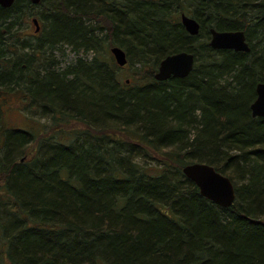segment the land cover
Wrapping results in <instances>:
<instances>
[{"label":"trees","instance_id":"1","mask_svg":"<svg viewBox=\"0 0 264 264\" xmlns=\"http://www.w3.org/2000/svg\"><path fill=\"white\" fill-rule=\"evenodd\" d=\"M41 7L35 43L20 46L22 18ZM181 14L199 23L197 36ZM210 29L243 31L249 53L209 48ZM105 42L125 52L126 66L98 52ZM59 45L96 54L56 72L44 57L48 67L33 71ZM178 52L194 55L193 71L154 80ZM259 83L264 0L0 6V264H264V118L249 109ZM14 94L51 114L23 161L45 126L8 128L2 104ZM152 153L163 156L154 166L132 159ZM193 163L232 181L230 207L183 176Z\"/></svg>","mask_w":264,"mask_h":264},{"label":"water","instance_id":"2","mask_svg":"<svg viewBox=\"0 0 264 264\" xmlns=\"http://www.w3.org/2000/svg\"><path fill=\"white\" fill-rule=\"evenodd\" d=\"M17 0H0V6L9 8ZM32 5H39L41 0H29ZM35 32L40 26L37 19H32ZM180 23L189 36L199 34L200 25L193 18L180 15ZM208 46L213 50H232L235 52L249 53L250 47L243 31H216L209 30ZM110 53L120 68L127 65L125 52L119 47H112ZM194 55L188 52H178L165 56L158 64L153 77L157 82H164L171 78L182 79L187 77L194 69ZM256 98L250 104V113L253 118H264V83L255 87ZM183 176L191 181L199 191V195L209 202L221 207H230L236 198L232 181L216 172L206 164L193 163L181 169Z\"/></svg>","mask_w":264,"mask_h":264},{"label":"rangeland","instance_id":"3","mask_svg":"<svg viewBox=\"0 0 264 264\" xmlns=\"http://www.w3.org/2000/svg\"><path fill=\"white\" fill-rule=\"evenodd\" d=\"M40 11H42V7L35 8L34 10H32L33 16L22 18L23 22L20 27V32L18 34V37L20 39V46H21V43H23V41L31 45L33 44V42L35 43L36 41V34L34 32L35 27L31 23V19L37 18V14ZM98 35H99V38L103 39V36H101V34H98ZM104 44H105L104 47H102V44L101 45L99 44L97 48L99 49L98 52L101 55L105 56V53L110 54V49L112 48V46H109V44L106 42ZM27 52L28 50L21 49L19 53L25 54ZM95 54H96L95 50L86 51V50L81 49L76 52L72 49V47L68 45H59L57 49L53 51L52 55H50V53H46L43 55L41 59L38 58L39 61L37 60L34 62V66H32V69L33 71L41 72L43 69L47 68L48 64L46 65L45 58L49 57L54 63V67H52V69L55 70V72L61 71L67 68L68 66L73 65L78 58L89 61L92 59V57ZM134 69L135 68H130L127 66L124 69L125 70L124 72L131 73L133 72ZM2 110L4 111V120L8 128H15V127L16 128H27L28 125H31L34 128L40 129L42 131L43 128L40 127V124L45 126L44 131L38 138V141L36 143H33L27 148L23 157L20 155V158L21 157L23 158L21 159V161H23L24 159L28 158L29 155L35 152V150H37L38 143H40V140L44 138V133L47 131L48 126H50L52 123L51 114H49L47 110L40 109V107L36 105L26 106L21 96L17 94L6 97V99L4 100L2 104ZM37 123H39V125ZM69 125H71L72 126L71 128L74 130H80V129L85 128L84 126L76 124V123H70ZM133 156H137V158L132 157L133 161L136 160L135 162H140L142 165H145L146 167L154 166L158 164V162L162 160V157H163V156H159L153 153L151 154V157L150 155L144 156L143 154H141L140 156L138 154L133 155ZM16 158L18 157L16 156ZM21 161H18V163Z\"/></svg>","mask_w":264,"mask_h":264},{"label":"flooded vegetation","instance_id":"4","mask_svg":"<svg viewBox=\"0 0 264 264\" xmlns=\"http://www.w3.org/2000/svg\"><path fill=\"white\" fill-rule=\"evenodd\" d=\"M245 34V33H244Z\"/></svg>","mask_w":264,"mask_h":264}]
</instances>
